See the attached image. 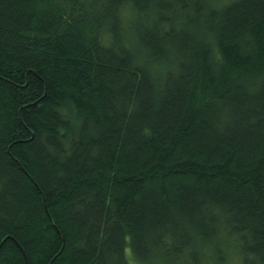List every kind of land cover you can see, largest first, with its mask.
<instances>
[{
	"label": "trees",
	"instance_id": "obj_1",
	"mask_svg": "<svg viewBox=\"0 0 264 264\" xmlns=\"http://www.w3.org/2000/svg\"><path fill=\"white\" fill-rule=\"evenodd\" d=\"M134 262L264 264V0H0V264Z\"/></svg>",
	"mask_w": 264,
	"mask_h": 264
},
{
	"label": "rangeland",
	"instance_id": "obj_2",
	"mask_svg": "<svg viewBox=\"0 0 264 264\" xmlns=\"http://www.w3.org/2000/svg\"><path fill=\"white\" fill-rule=\"evenodd\" d=\"M126 251H127V252L129 251V250H128V248H127V250H126ZM134 264H136V263L134 262ZM137 264H138V263H137Z\"/></svg>",
	"mask_w": 264,
	"mask_h": 264
}]
</instances>
